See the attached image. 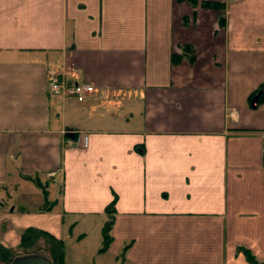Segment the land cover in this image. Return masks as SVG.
I'll return each instance as SVG.
<instances>
[{"label": "crops", "instance_id": "0c3cea01", "mask_svg": "<svg viewBox=\"0 0 264 264\" xmlns=\"http://www.w3.org/2000/svg\"><path fill=\"white\" fill-rule=\"evenodd\" d=\"M204 1L0 0V245L93 232L91 264L264 263V0ZM48 71L96 91L51 97Z\"/></svg>", "mask_w": 264, "mask_h": 264}, {"label": "trees", "instance_id": "16d2710c", "mask_svg": "<svg viewBox=\"0 0 264 264\" xmlns=\"http://www.w3.org/2000/svg\"><path fill=\"white\" fill-rule=\"evenodd\" d=\"M202 5L204 8L220 11L223 9L222 0H206ZM219 19L221 20V18ZM105 211L108 217L102 229L103 245L100 250L101 252L105 251L110 243L111 238L109 234L113 224V215L115 213L112 204L108 206ZM39 243H41V245H39ZM34 246H38V250H42V252L45 253L44 255L53 264H64V245L62 241L55 239L44 231L33 228L26 229L22 233L20 243L15 249L0 245V263L9 264L13 258L18 255L32 254V252L28 250ZM243 254L250 264H264L257 262L255 257L248 250H244Z\"/></svg>", "mask_w": 264, "mask_h": 264}, {"label": "rangeland", "instance_id": "374dc122", "mask_svg": "<svg viewBox=\"0 0 264 264\" xmlns=\"http://www.w3.org/2000/svg\"><path fill=\"white\" fill-rule=\"evenodd\" d=\"M18 184V188H14V186ZM51 187V186H49ZM52 188V187H51ZM9 190H13V194L14 196L18 195V201H22V203L20 202V205L23 206V209H35V208H39L41 206L42 203V199H41V193L40 190L34 185V183L29 182V181H21L18 180L17 182H13L10 185V189ZM24 200H27L26 202ZM91 242H93V232H91V240H88V243H83L78 244L76 242L73 241H68L65 240L64 243V250H65V261L67 264H91L92 261V257L90 255L89 251H86L83 256V258L78 254V250L80 251V249H88L89 245ZM39 245H41V243H39ZM29 252L32 253H36V254H41L44 255L45 253L42 252V250H38V246H34L33 248H31L30 250H28Z\"/></svg>", "mask_w": 264, "mask_h": 264}, {"label": "built area", "instance_id": "2783aa9c", "mask_svg": "<svg viewBox=\"0 0 264 264\" xmlns=\"http://www.w3.org/2000/svg\"><path fill=\"white\" fill-rule=\"evenodd\" d=\"M46 82L47 90L51 97H69L80 103L84 102L91 94L96 91L95 88L90 84H67L62 80L61 75L55 71L47 72ZM233 115L234 111H231L230 117H233ZM79 144L82 148H85L87 146V137L84 135L81 136L79 138ZM47 176L51 178L54 183H56L54 172L48 173Z\"/></svg>", "mask_w": 264, "mask_h": 264}, {"label": "water", "instance_id": "95a60500", "mask_svg": "<svg viewBox=\"0 0 264 264\" xmlns=\"http://www.w3.org/2000/svg\"><path fill=\"white\" fill-rule=\"evenodd\" d=\"M257 98L252 101V105L256 102ZM67 136L73 137L72 133H68ZM9 264H53L45 255L41 254H24L18 255Z\"/></svg>", "mask_w": 264, "mask_h": 264}]
</instances>
